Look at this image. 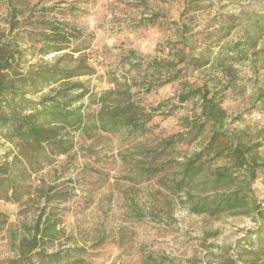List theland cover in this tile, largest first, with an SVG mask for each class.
<instances>
[{
	"label": "rangeland",
	"instance_id": "374dc122",
	"mask_svg": "<svg viewBox=\"0 0 264 264\" xmlns=\"http://www.w3.org/2000/svg\"><path fill=\"white\" fill-rule=\"evenodd\" d=\"M27 1L22 17L29 24L41 17L61 20L87 39L84 53L95 75L73 81L90 80L97 91L106 90V71L115 70L137 81L133 91L152 105L182 91L185 81L206 83L212 91L217 86L228 115L223 127L244 130L260 141L257 153L264 158V99L256 100L264 93V0H207V8L191 14H182L183 0ZM8 13L0 0V34L8 32ZM254 24L257 28L249 27ZM259 27L256 49L262 50L234 65L240 79L226 90L215 67L219 52L244 31L254 34ZM178 51L187 55L176 81L163 83L165 68L161 75L149 76L151 62L166 65ZM26 56L23 69L38 63ZM148 81L154 84L145 91ZM25 97L38 99L31 93ZM156 120L157 129L131 139L123 132L76 135L67 154H39L33 166L17 158L18 137L0 129V157L13 167L15 190L13 200L0 201V264L16 258L17 246L31 238L38 214L59 219L57 237L40 241L38 250L75 247L81 250L76 252L81 264H231L230 258L248 264L252 255H246L242 239L255 227L251 216L221 209L194 214L183 203L184 194L172 191L174 165L198 152L211 135L198 98ZM251 187L254 200L264 205V176L258 174Z\"/></svg>",
	"mask_w": 264,
	"mask_h": 264
},
{
	"label": "trees",
	"instance_id": "16d2710c",
	"mask_svg": "<svg viewBox=\"0 0 264 264\" xmlns=\"http://www.w3.org/2000/svg\"><path fill=\"white\" fill-rule=\"evenodd\" d=\"M205 1L183 0L182 14L207 8ZM27 2L5 0L9 27L7 33L0 34V72L6 73L0 74V129L12 132L20 140L17 158L33 166L39 154H67L74 147L75 136L81 134L123 132L127 139L141 137L158 128L156 118L163 120L183 103L198 98L200 116L210 126L211 135L198 152L174 165L172 191L184 194L183 203L194 214L221 209L251 216L255 227L246 231L242 245L248 248L246 255H252L248 264H264V205L254 200L251 187L258 174L264 176V158L257 153L261 142L244 130L229 131L223 127L228 115L222 97L217 95L220 93L217 86L212 91L206 83L185 81L182 91L152 105L145 104L139 92L133 91L137 81H129L115 70L106 71L110 85L106 90L97 91L90 80L73 81L80 76L95 75V69L88 63L89 56L84 53L87 39L76 28L57 19L41 17L30 25L27 17H22ZM14 30L17 32L13 34ZM254 31V34L244 31L219 52L215 67L222 73L226 90L234 88L240 79L234 65L262 50L256 49L260 27ZM5 36L11 40H4ZM57 53L61 55L52 61L45 60ZM26 54L38 63L23 69L20 66L28 61ZM186 55L178 51L166 65L151 62L149 76L157 77L165 68L168 78L163 83L176 81ZM152 84L148 81L145 91ZM27 93L38 95V99H26ZM263 99L264 93L259 92L256 100ZM21 102L23 110L18 105ZM13 174V167L0 157V201H11L15 196V190L11 189ZM42 218L43 214L37 215L31 238L19 243L17 256L9 264H81L83 261L76 258V252L81 250L75 247L49 253L38 250L40 241L53 240L59 234V219ZM33 256H37V261ZM228 261L236 264L233 258Z\"/></svg>",
	"mask_w": 264,
	"mask_h": 264
}]
</instances>
